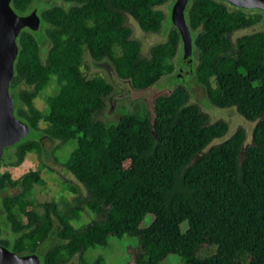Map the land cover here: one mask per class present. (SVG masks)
<instances>
[{"label": "trees", "instance_id": "trees-1", "mask_svg": "<svg viewBox=\"0 0 264 264\" xmlns=\"http://www.w3.org/2000/svg\"><path fill=\"white\" fill-rule=\"evenodd\" d=\"M62 1L71 4L43 8L35 0H11L18 14L37 9L41 38L28 27L20 31L9 90L15 115L30 129L57 144L75 141L65 167L87 195L77 196L76 205L62 215L56 204L46 203L40 215L29 208L28 199L37 173L29 171L16 181L0 174V191L19 186L14 194L0 196L9 229L4 234L0 224V244L18 254L37 253L41 264H67L75 256L84 262L91 246L127 236L138 240L130 264H165L169 254L184 264H264V33L254 31L236 41L231 37L253 26L248 8L225 0H188L185 8L192 78L212 105L235 107L255 121L245 145L243 127L224 137L227 121H211L208 112L190 101L182 83L155 96L152 114L120 113L113 122L97 118L114 87L104 78L83 75V50L95 60L110 59L117 75L133 88L152 86L175 71L176 59L180 63V32L170 22L165 40L143 56L124 13L143 31L158 33L168 14L164 7L174 0ZM43 40L49 44L45 58ZM53 78L55 89L42 112L34 98ZM41 120L48 123L42 130ZM36 145L40 143L31 138L17 142L13 163ZM86 207L98 219L78 233L71 219ZM148 214L149 224L141 227ZM211 247L215 253L201 256Z\"/></svg>", "mask_w": 264, "mask_h": 264}, {"label": "rangeland", "instance_id": "rangeland-1", "mask_svg": "<svg viewBox=\"0 0 264 264\" xmlns=\"http://www.w3.org/2000/svg\"><path fill=\"white\" fill-rule=\"evenodd\" d=\"M37 7L47 8L51 5L58 4L68 7L69 2L62 0H35ZM173 2L165 5L164 9L167 10V18L162 25V29L158 33H150L143 31L136 20L128 14L124 13L125 23L131 30V37L137 39L141 43V53L143 56H149L150 47L156 43L165 40L167 30L171 22V7ZM37 10V9H36ZM231 10H237L231 8ZM247 16L254 19V24L251 27L240 29L232 33L231 37L234 41L238 38H243L252 34L254 31H262L264 33V11L259 9H246ZM36 36L40 39V34L36 30ZM49 44L43 40L41 42L40 51L43 58L47 55ZM182 51L178 53L181 57ZM178 59L175 60L176 69L173 73L162 76L152 86L139 90L133 88L130 80L120 78L112 62L108 58L95 60L84 49L81 56V71L87 78L101 77L110 82L114 90L105 99L104 109L96 115L106 122H113L120 113L128 112H145L152 114L153 101L156 95L169 93L178 84L182 83L190 91V101L199 104L202 110L208 112L210 120L223 119L229 124V128L226 136L231 135L238 127H243L246 133V144L250 143L252 129L255 121H249L241 116L235 109V107L220 108L212 105L207 98L205 89L197 84L193 78L179 79L178 78ZM54 78L35 98L34 105L42 112L47 111L46 97L51 95L55 89ZM122 94L121 97H115V95ZM39 128L48 126V123L44 120L39 121ZM40 131L29 130L26 138L37 139L40 136ZM223 138H218L212 141L210 144H216L222 141ZM23 139V140H24ZM75 146V141H67L63 144H57L51 142L47 137L43 138L42 146L36 145V147L29 150L23 160L14 164L15 147L9 148L2 156L0 162V174H10L11 180L16 181L20 179L24 174L29 171H35L38 175L37 181L33 184L31 194L28 196L30 200L29 208L34 209L40 215H44V204L54 203L57 206V210L60 215L68 211V209L76 205L75 198L77 196L85 197L87 192L81 183L66 169L65 165L68 161L70 152ZM244 149V147H242ZM45 151L47 153H45ZM13 157V158H11ZM129 162H125V166H128ZM19 189V186H11L7 190L0 191V196L6 194H14ZM19 219L24 222L25 218L22 214H18ZM98 216L96 213L90 211L87 207L79 211L76 216L71 219V224L76 232L80 233L89 224L96 223ZM151 220V215L148 214L141 224V227L147 226ZM0 224L3 228V233L8 235L9 229L0 211ZM51 241H55V238H51ZM138 243L137 237L125 236L122 240L111 238L106 246H91L84 253V262L78 260L77 256L73 257L67 264H130L131 263V251ZM133 245V246H132ZM216 248L211 247L204 250L201 256H208L215 253ZM165 264H184L183 260L175 255L169 254L164 260Z\"/></svg>", "mask_w": 264, "mask_h": 264}, {"label": "water", "instance_id": "water-1", "mask_svg": "<svg viewBox=\"0 0 264 264\" xmlns=\"http://www.w3.org/2000/svg\"><path fill=\"white\" fill-rule=\"evenodd\" d=\"M225 1L236 7L264 11V0ZM10 2L11 0H0V161L3 154L23 140L30 130V126L14 113V97L9 85L18 53L17 37L25 27L37 30L41 20L36 10L24 15L18 14ZM187 3L188 0H174L171 7V22L179 30L183 46L178 68L179 79L193 77L192 36L185 18ZM121 96L122 94L115 95ZM0 264H41V261L37 253L18 254L0 244Z\"/></svg>", "mask_w": 264, "mask_h": 264}, {"label": "flooded vegetation", "instance_id": "flooded-vegetation-1", "mask_svg": "<svg viewBox=\"0 0 264 264\" xmlns=\"http://www.w3.org/2000/svg\"><path fill=\"white\" fill-rule=\"evenodd\" d=\"M45 137L49 138L46 134H43V133L40 134V136H38L37 141H38V143H40V146H42L43 138H45ZM49 139L51 140V142H54L51 138H49ZM45 153H47V152L45 151ZM8 188H11V186H7L2 191L7 190Z\"/></svg>", "mask_w": 264, "mask_h": 264}]
</instances>
